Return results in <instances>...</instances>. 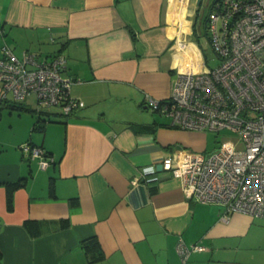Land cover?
I'll return each mask as SVG.
<instances>
[{"label":"crops","instance_id":"1","mask_svg":"<svg viewBox=\"0 0 264 264\" xmlns=\"http://www.w3.org/2000/svg\"><path fill=\"white\" fill-rule=\"evenodd\" d=\"M195 2L0 0V48L8 44L16 57L19 49V57L62 53V74L75 79L71 95L84 102L41 129L27 116L28 134L0 141V264H180V239L203 246L188 264H264V218L234 212L223 220L221 205L188 198L179 178L143 173L173 150L198 152L202 132L96 108L110 98L153 112L145 96L170 95L176 70L200 61L198 24L190 28L187 16ZM35 42L51 44L52 53L30 51ZM9 103H0V118L3 110L22 119L36 109ZM51 113L60 115H41ZM135 124L154 131L135 132ZM27 141L50 153L46 168L22 153ZM26 220L36 223V236Z\"/></svg>","mask_w":264,"mask_h":264},{"label":"built area","instance_id":"2","mask_svg":"<svg viewBox=\"0 0 264 264\" xmlns=\"http://www.w3.org/2000/svg\"><path fill=\"white\" fill-rule=\"evenodd\" d=\"M204 27L217 65L209 67L198 47L200 61L176 70L170 95L161 100L146 95L145 100L180 129H230L238 137L208 154L173 150L161 159L160 171L143 173L179 178L188 198L221 205L223 220L234 212L264 218V0H212ZM0 51V103L10 93L9 101L16 103L34 95L37 112L56 106L67 116L84 107L71 95L75 79L62 74V53L40 58L25 51L16 57L6 43ZM20 149L41 169L53 161L38 145L25 142ZM202 249L180 239V264H188L189 254Z\"/></svg>","mask_w":264,"mask_h":264},{"label":"rangeland","instance_id":"3","mask_svg":"<svg viewBox=\"0 0 264 264\" xmlns=\"http://www.w3.org/2000/svg\"><path fill=\"white\" fill-rule=\"evenodd\" d=\"M212 0H201V3L199 6H196V2L191 4L189 7L190 12L192 14L187 15L188 20L190 21V28L195 30L194 25L191 27L192 24V17L194 14H196V21L198 22V30L197 33L193 34V39L196 40L198 47L201 51V54L205 60V63L209 67H214L217 65L218 60L211 48L210 42L208 40L207 35L204 32L203 29V22L208 14L209 10V5ZM182 38L186 39L185 35L182 34ZM30 51H42V53H50L53 50V46L48 43H38L35 42L33 45H30V47H27ZM15 54L19 57L21 54V49L15 50ZM52 53V52H51ZM50 53V54H51ZM38 54V53H37ZM41 56V54H38ZM45 54H42V56ZM8 98L10 99V93L8 94ZM110 98H105L102 99L97 105L96 108L99 109L100 111H108L109 114L112 115V117L120 118V119H141L142 117H146L150 120H159V121H170L169 117L164 116L158 112H151L146 109H137L136 111L135 108H133L131 105L127 107V105L124 107L122 102L119 101H113L112 103L110 102ZM29 108L35 109L37 108V104L35 101V96L32 95L28 97L25 102ZM46 109L49 110V112H59L60 115L58 114H53L51 113V117L49 118L50 120L58 119L60 118H65V115L61 114L60 109L57 108L56 106L49 107L43 109L46 111ZM3 114V117L0 118V141L3 142H12V143H17L18 140H20L22 137H24L26 134H28L29 130L27 131V121L26 117L27 116H32V122L35 121L37 113L35 111H23V118H19L16 116V113H14L11 117L7 115L5 110L1 113ZM44 119H47L45 115H43ZM27 137V136H26ZM238 137V134L230 129H223L219 132H216L214 130H205L202 132V134L199 136V145L200 149L199 151L208 154L212 151H214L223 141L225 140H236ZM28 139V138H26ZM26 141V140H25ZM25 143V142H24ZM23 144V143H22ZM19 144H17L18 146ZM21 145V144H20ZM33 160V159H31ZM33 164H35L34 161H31Z\"/></svg>","mask_w":264,"mask_h":264},{"label":"trees","instance_id":"4","mask_svg":"<svg viewBox=\"0 0 264 264\" xmlns=\"http://www.w3.org/2000/svg\"><path fill=\"white\" fill-rule=\"evenodd\" d=\"M193 25H194V28H196V26H197L196 19L194 20ZM204 26H205V20L203 22V29L205 28ZM204 32H205V30H204ZM5 102H7V101H5ZM9 104H10L11 107L24 109V106L22 105L23 103H16V102L10 101ZM34 111L37 113V116H36V119H35V121L33 123L32 128L33 129H41L43 127L45 121L49 120V118L46 117L47 119H44V117H42L41 114L44 112V110H41V111H38L37 112L36 109H35ZM135 125H137L139 127L138 129H134L135 132H141V131H152L153 132L154 131L153 126L150 125V124L149 125H147V124H135ZM27 142L30 143V144H33L30 141H27ZM40 147H42V146H40ZM45 152H46L47 155L50 156V153L49 152H47L46 150H45ZM20 182L21 181H18V182H15V183H13V184L10 185V192H9V195H8V205L9 206H11V198H10L11 190L14 187H16L18 184H20ZM24 226H25L26 230L28 231V233L31 236H36L39 233V231L37 230L36 223L33 222V221L26 220L25 223H24ZM88 241H93V239L84 240L82 242L83 243V246L86 247V248H88L87 247V242ZM93 245H96V242ZM0 258H1V254H0Z\"/></svg>","mask_w":264,"mask_h":264},{"label":"water","instance_id":"5","mask_svg":"<svg viewBox=\"0 0 264 264\" xmlns=\"http://www.w3.org/2000/svg\"><path fill=\"white\" fill-rule=\"evenodd\" d=\"M201 3V0H196V6H199V4ZM195 18V14H194V16H193V19ZM156 171H160L161 170V164L160 163H158L157 165H156Z\"/></svg>","mask_w":264,"mask_h":264}]
</instances>
